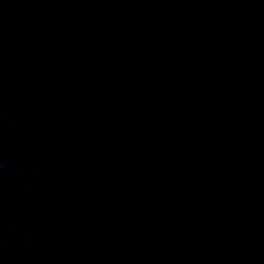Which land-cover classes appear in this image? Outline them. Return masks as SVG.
Masks as SVG:
<instances>
[{
  "label": "water",
  "instance_id": "water-1",
  "mask_svg": "<svg viewBox=\"0 0 264 264\" xmlns=\"http://www.w3.org/2000/svg\"><path fill=\"white\" fill-rule=\"evenodd\" d=\"M0 264H264V0H0Z\"/></svg>",
  "mask_w": 264,
  "mask_h": 264
}]
</instances>
